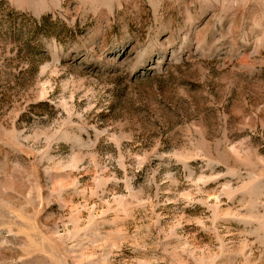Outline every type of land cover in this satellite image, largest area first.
Masks as SVG:
<instances>
[{"label": "rangeland", "instance_id": "rangeland-1", "mask_svg": "<svg viewBox=\"0 0 264 264\" xmlns=\"http://www.w3.org/2000/svg\"><path fill=\"white\" fill-rule=\"evenodd\" d=\"M0 264H264V0H0Z\"/></svg>", "mask_w": 264, "mask_h": 264}]
</instances>
